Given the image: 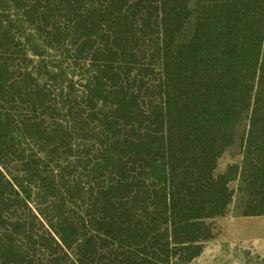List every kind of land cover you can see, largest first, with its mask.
Instances as JSON below:
<instances>
[{
  "label": "trees",
  "instance_id": "trees-1",
  "mask_svg": "<svg viewBox=\"0 0 264 264\" xmlns=\"http://www.w3.org/2000/svg\"><path fill=\"white\" fill-rule=\"evenodd\" d=\"M231 206L264 216V0H0V264H191Z\"/></svg>",
  "mask_w": 264,
  "mask_h": 264
},
{
  "label": "rangeland",
  "instance_id": "rangeland-1",
  "mask_svg": "<svg viewBox=\"0 0 264 264\" xmlns=\"http://www.w3.org/2000/svg\"><path fill=\"white\" fill-rule=\"evenodd\" d=\"M238 145L219 160L217 173L242 162ZM239 182L231 187L237 192ZM214 236L205 244L203 253L191 264H264V216L236 217L233 206L223 216L210 221Z\"/></svg>",
  "mask_w": 264,
  "mask_h": 264
}]
</instances>
